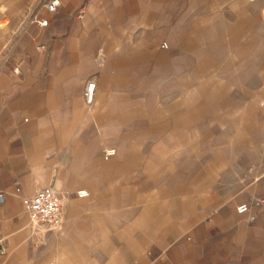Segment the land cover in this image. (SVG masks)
Wrapping results in <instances>:
<instances>
[{
    "label": "crops",
    "instance_id": "crops-1",
    "mask_svg": "<svg viewBox=\"0 0 264 264\" xmlns=\"http://www.w3.org/2000/svg\"><path fill=\"white\" fill-rule=\"evenodd\" d=\"M243 1L59 0L41 26L42 0H0V264H264V161L236 166V140H264V95L236 117L234 88L200 84L219 58L195 31L228 15L236 28ZM195 115L216 127L178 152ZM47 186L62 202L52 230L21 201Z\"/></svg>",
    "mask_w": 264,
    "mask_h": 264
},
{
    "label": "rangeland",
    "instance_id": "rangeland-1",
    "mask_svg": "<svg viewBox=\"0 0 264 264\" xmlns=\"http://www.w3.org/2000/svg\"><path fill=\"white\" fill-rule=\"evenodd\" d=\"M243 7L236 9V28H230L234 19L232 16L226 17L225 28H198L197 31L200 36H208L209 52L217 56V60H213L210 66L201 69V83L203 86L209 85L210 87L216 85H224L230 91L236 90V117H242L249 106L250 92L257 95H264V0L243 1ZM30 11L29 13H31ZM26 13V15H29ZM209 15L207 13L193 12L192 16L201 20L200 17ZM208 24H216V19L212 17L204 18ZM229 19V20H228ZM203 21V20H202ZM206 22V21H205ZM204 21L201 24H206ZM257 23L256 29L250 28L249 23ZM206 47V46H203ZM259 102L257 107L260 108ZM228 104L219 112H223L224 117L229 118L233 116V108ZM212 111L209 109L211 116ZM200 118L194 116V122H201ZM211 120V117L209 118ZM242 127V124H236V127ZM216 127L212 124H197L193 125L192 140H178V152L181 149L199 150L202 146L200 136L207 128L211 129ZM231 125H225V131L231 130ZM261 134H258L260 136ZM232 144V142H230ZM254 143V144H253ZM210 148L216 144L209 142ZM212 144V145H211ZM251 145V146H250ZM254 145V146H253ZM238 153V154H237ZM104 154V153H103ZM104 156V155H103ZM188 157H178V162L183 160H190ZM232 160L233 158L228 157ZM194 168L195 163L199 161V157H193ZM252 161H264V140L257 141H237L236 140V166L248 164ZM198 164V163H197Z\"/></svg>",
    "mask_w": 264,
    "mask_h": 264
},
{
    "label": "built area",
    "instance_id": "built-area-1",
    "mask_svg": "<svg viewBox=\"0 0 264 264\" xmlns=\"http://www.w3.org/2000/svg\"><path fill=\"white\" fill-rule=\"evenodd\" d=\"M248 1H255V0H248ZM59 0H42V3L37 11H34L30 15V22H36L39 25L43 26L47 24L46 19L39 18V10L41 8L45 9L49 13H55L59 7ZM163 48L166 47L164 42L161 43ZM15 73H18V67L13 69ZM94 89H95V79L94 77H90L84 87V99L87 104H91L94 98ZM115 154L114 148H108L104 150V157L108 158ZM259 177L264 178V166L259 172ZM16 191H20V184L18 180L14 182ZM88 195V191L86 189L77 190V196L85 197ZM2 195H0V198ZM22 204L24 210L28 215V220L30 224L34 227L44 228L46 230H52L59 228L62 223V202L60 196L55 192V190L50 187H42L36 190L34 194L30 196H22ZM259 200H254L252 205L257 206L259 205ZM250 206L247 203L238 204L235 207L236 212L244 213L248 212ZM3 239L0 236V244L2 243Z\"/></svg>",
    "mask_w": 264,
    "mask_h": 264
}]
</instances>
